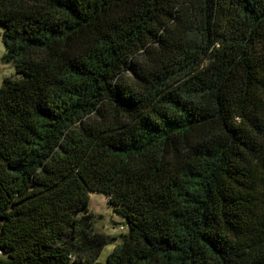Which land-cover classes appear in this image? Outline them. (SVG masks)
I'll return each mask as SVG.
<instances>
[{"label":"trees","instance_id":"trees-1","mask_svg":"<svg viewBox=\"0 0 264 264\" xmlns=\"http://www.w3.org/2000/svg\"><path fill=\"white\" fill-rule=\"evenodd\" d=\"M0 264H264V0H0Z\"/></svg>","mask_w":264,"mask_h":264},{"label":"rangeland","instance_id":"rangeland-1","mask_svg":"<svg viewBox=\"0 0 264 264\" xmlns=\"http://www.w3.org/2000/svg\"><path fill=\"white\" fill-rule=\"evenodd\" d=\"M5 48L0 34V84L5 77H18L12 62L5 63L2 56ZM90 210L95 216V230L106 234L110 237V243L103 249L98 257V262L104 264L108 253L121 244V235L127 231L124 218L114 212L112 207L107 203L105 195L93 192L90 195Z\"/></svg>","mask_w":264,"mask_h":264}]
</instances>
